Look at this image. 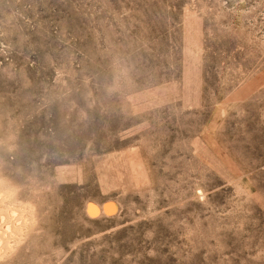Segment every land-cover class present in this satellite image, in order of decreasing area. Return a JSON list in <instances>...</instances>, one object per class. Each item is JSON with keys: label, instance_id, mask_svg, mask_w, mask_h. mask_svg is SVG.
<instances>
[{"label": "rangeland", "instance_id": "obj_1", "mask_svg": "<svg viewBox=\"0 0 264 264\" xmlns=\"http://www.w3.org/2000/svg\"><path fill=\"white\" fill-rule=\"evenodd\" d=\"M0 264H264V0H0Z\"/></svg>", "mask_w": 264, "mask_h": 264}, {"label": "bare ground", "instance_id": "obj_2", "mask_svg": "<svg viewBox=\"0 0 264 264\" xmlns=\"http://www.w3.org/2000/svg\"><path fill=\"white\" fill-rule=\"evenodd\" d=\"M95 205V204H94ZM92 206V205H91ZM94 207V206H93ZM93 207H90V210L93 208ZM90 212H93L92 210Z\"/></svg>", "mask_w": 264, "mask_h": 264}]
</instances>
